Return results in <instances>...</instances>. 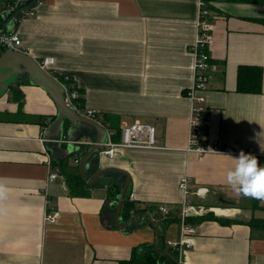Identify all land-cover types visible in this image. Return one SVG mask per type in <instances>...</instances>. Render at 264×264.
<instances>
[{
  "label": "crops",
  "instance_id": "crops-1",
  "mask_svg": "<svg viewBox=\"0 0 264 264\" xmlns=\"http://www.w3.org/2000/svg\"><path fill=\"white\" fill-rule=\"evenodd\" d=\"M11 1L0 0V8ZM198 16L199 0H43L35 17L17 24L22 52L39 62L54 58L52 70L74 81L83 110L99 113L115 141L121 139L122 125L139 121L156 126L165 149H121L112 159L93 157L90 175L101 167L131 178L126 199L143 212L121 230L117 197L110 196L109 188L86 185L84 195H73L68 186V176L80 171L73 157L74 164L65 157L77 149L76 142L91 148L95 130L94 139L79 132V126L70 136L53 135L50 126L58 114L53 99L20 78L15 89L22 93L21 101L11 90L0 98V186L6 189L0 199V264H120L134 249L154 244L157 226L148 215L161 222L160 246L177 263L264 264V229L251 223L264 221V215L256 216L264 204L258 200L259 207L253 208L255 199L237 195L226 181L234 167L230 157L239 154L184 151ZM212 16L215 74L205 94L208 140L239 153L253 150L264 166V4L221 0ZM5 28L13 30L12 18L0 23ZM240 67L262 69V93L238 90ZM64 129L68 134L69 122ZM47 154L60 171L48 187ZM186 174L191 192L203 189L205 194L190 196L202 212L189 217L196 228L193 246L180 255L169 242L182 238L184 193L179 184ZM117 177L116 187L122 188L125 176ZM47 201L57 213L55 221H45ZM243 202L248 217L238 208ZM161 207L170 210L169 220ZM121 217L122 225L131 219Z\"/></svg>",
  "mask_w": 264,
  "mask_h": 264
},
{
  "label": "built area",
  "instance_id": "built-area-1",
  "mask_svg": "<svg viewBox=\"0 0 264 264\" xmlns=\"http://www.w3.org/2000/svg\"><path fill=\"white\" fill-rule=\"evenodd\" d=\"M28 0H12L7 6L0 8V23L8 17L10 13H15L13 17L14 28L8 30L5 36L0 37V58L9 50L22 52L23 42L17 31V24L24 18H32L37 15L39 6L43 0H35L30 6L25 7L22 11L18 9L23 3ZM221 0H199V16L197 21V36L194 44L191 46L194 56L193 65V84L187 92L188 98L191 100L190 117H189V137L188 146L184 149L187 154H194L197 156H204L208 154H222L233 155L239 154L236 150L227 148L219 142L210 143L207 137V132L211 124L210 116L207 114V97L206 92L214 78V64L211 57V48L214 44V18L212 16L213 6ZM22 13L21 18H17L16 14ZM2 31V29H0ZM41 67L56 78L65 89L66 103L75 109L78 113L85 117L103 124L102 117L99 113L93 110H83L81 108L80 99L81 93L76 87L74 81L64 76L65 80L69 82H61L56 72L52 70L55 64L54 58H45L39 62ZM115 133L107 130V141L100 146V155L108 158H114L118 150L121 149H143V150H160L165 149L160 138L157 136V129L154 125H146L137 121L134 124H124L121 127L120 141L114 140ZM41 142H48L47 138L41 139ZM76 145H82L81 142H76ZM202 149V150H201ZM245 154L256 156L257 154L250 150ZM48 155V154H47ZM80 158L76 159L79 163ZM48 177L47 187L50 183L56 181L60 176L59 169L55 168L52 159L48 155L47 160ZM191 176L184 175L181 178L179 187L184 193L183 208L181 214L182 221V238L179 242H169V246L178 251L180 255L185 253V248L193 246V241L190 239L196 233V228L189 224L188 219L191 215H199L202 210H198L192 205L191 195L203 196L205 190L200 189L196 193L191 192L190 189ZM48 190V188H47ZM45 221H55L57 213L51 211L46 202ZM161 211L165 218L170 215V210L167 207H161ZM178 264H189L187 261H179Z\"/></svg>",
  "mask_w": 264,
  "mask_h": 264
},
{
  "label": "water",
  "instance_id": "water-1",
  "mask_svg": "<svg viewBox=\"0 0 264 264\" xmlns=\"http://www.w3.org/2000/svg\"><path fill=\"white\" fill-rule=\"evenodd\" d=\"M35 0H28L23 3L18 11H22L25 7H29ZM15 13H10L9 18L13 17ZM8 33V29L5 28L0 31V37L5 36ZM34 85L43 88L47 94L53 99L58 114L55 121L50 126V131L53 135H69L72 130H75L80 124L88 126L89 129L95 130V141L91 148L81 157L79 161V171L84 183L94 188H109L114 190L117 185V175H124L125 182L122 185L121 191L117 196V212H116V224L121 230H125L135 220H139V215H133L126 225H122V210L126 200V195L131 183V178L128 174L121 170L114 168H97L92 175L88 172L93 157L100 154V146L107 141V129L99 122L91 120L84 115L78 113L75 109L70 107L66 103L65 89L63 85L54 78L50 73L45 71L39 61L33 58L26 52H19L9 50L6 51L0 58V98L3 97L10 89L11 86L16 85L20 78L23 76ZM70 123V129L65 134V123ZM114 174V175H113ZM90 178H88V176ZM221 201H224L221 199ZM158 214V211H155ZM148 219L154 222L157 226L156 238L154 245L159 247L160 236L163 232L162 224L160 221H153L151 215H148ZM174 261L178 262L175 256L168 253Z\"/></svg>",
  "mask_w": 264,
  "mask_h": 264
},
{
  "label": "trees",
  "instance_id": "trees-1",
  "mask_svg": "<svg viewBox=\"0 0 264 264\" xmlns=\"http://www.w3.org/2000/svg\"><path fill=\"white\" fill-rule=\"evenodd\" d=\"M231 1L241 2V3L264 4V0H231ZM55 76H57L61 82H66L68 84L72 82L71 80L67 82L64 76H60L58 74H55ZM17 86H19V84L11 86L10 90L13 91V96H15L16 100L20 102L22 98V93L18 89L17 90L15 89L17 88ZM262 86H263V71L261 68L240 67L239 82H238V90L240 92L260 94L262 93ZM80 104L82 108V105H83L82 97L80 99ZM40 119L42 120L43 117H41ZM54 119L55 117L52 118V120ZM41 123H43L44 125L43 121H41ZM68 126L69 125L67 124L66 127ZM117 135L118 133H116V136ZM90 137L92 138L94 137L92 132L90 133ZM80 140H81L80 138H77L75 141H80ZM85 147L87 146L79 145L74 152H72L65 158L69 159L73 157L74 160H76L77 158H80L81 157L80 153L84 154L90 148V147L89 148H85ZM93 162L96 163V158L94 159ZM68 186H69L71 194L84 195V187H86V184L83 182L82 177L79 174L77 176H68ZM120 191H121V188L116 187L114 190H110V196L116 198L119 195ZM258 207H259L258 200L255 199L253 208L256 209ZM140 211L143 212V210H138V208L135 207V204L130 202L128 198L125 200L123 210H122L123 217H125L126 219H129L131 218L133 214L135 215V214L141 213ZM166 219L169 220V217ZM251 223L252 225L256 227L259 226L260 228L264 229V221L262 220L253 219ZM120 264H178V263L174 261L173 258L168 255L167 252L164 251L162 246L159 245V247H156L154 244H151V245L145 244V245H142L134 249L132 257L128 260L121 261Z\"/></svg>",
  "mask_w": 264,
  "mask_h": 264
},
{
  "label": "clouds",
  "instance_id": "clouds-1",
  "mask_svg": "<svg viewBox=\"0 0 264 264\" xmlns=\"http://www.w3.org/2000/svg\"><path fill=\"white\" fill-rule=\"evenodd\" d=\"M230 158L234 167L226 174L227 184L239 196L264 202V166L259 165L255 156L245 154L243 151L238 157ZM5 195L6 189L0 186V199Z\"/></svg>",
  "mask_w": 264,
  "mask_h": 264
},
{
  "label": "rangeland",
  "instance_id": "rangeland-1",
  "mask_svg": "<svg viewBox=\"0 0 264 264\" xmlns=\"http://www.w3.org/2000/svg\"><path fill=\"white\" fill-rule=\"evenodd\" d=\"M21 79L22 80H26L27 78H26V76L24 75L23 77H21ZM79 132H81V133H87L86 135H88V134H90L91 133V129H89L88 128V126H86V125H84V124H80L79 125ZM85 136V135H84ZM83 136V137H84ZM68 160H70V162L71 163H73V160H72V158L70 159H68ZM74 164V163H73ZM74 171H76V169L74 170ZM193 197V196H192ZM194 199V198H193ZM263 204H264V202H262ZM192 204H194V202L192 201ZM245 205L246 206H248V204H245V202H243V205H240L239 204V206H238V208L241 210V212L243 213V216L242 217H248L249 215H250V211H249V209L247 208V207H245ZM252 211V210H251ZM259 212H261V213H259L258 215H256V216H259L260 214H262V215H264V209H259L258 210ZM263 212V213H262Z\"/></svg>",
  "mask_w": 264,
  "mask_h": 264
}]
</instances>
